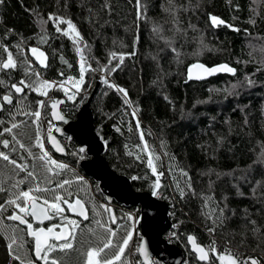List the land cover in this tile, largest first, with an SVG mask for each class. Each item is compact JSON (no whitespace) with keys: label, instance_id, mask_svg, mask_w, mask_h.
<instances>
[{"label":"trees","instance_id":"trees-1","mask_svg":"<svg viewBox=\"0 0 264 264\" xmlns=\"http://www.w3.org/2000/svg\"><path fill=\"white\" fill-rule=\"evenodd\" d=\"M141 2L144 6L143 16L137 19L136 0H5L0 5V62L7 56L2 52L3 47H8L15 56V46L22 45L23 52L18 64L25 56L31 60L29 49L38 47L47 55L50 67L41 69L31 61L45 79L62 80L64 77L59 75L61 71L65 76L78 79L80 53L77 52V45L56 32L51 22L44 23L50 13L71 19L76 25L83 37L79 47L92 69L108 65L113 52L118 57L124 54L123 63L110 74L104 71L87 72L83 88L90 86L89 93L77 95L76 102L68 100L62 90L50 91L49 97L64 100L60 112L73 120L91 95L89 109L94 132L105 145L104 160L111 170L129 178L134 191L150 193V185L155 180L146 164L148 156L142 151L144 141L150 150L161 156L160 161H156L158 170L164 172L161 178L163 195L159 199L164 203L166 200L169 202L166 204L167 208L171 207L169 220L177 225L172 244L184 253L185 263L204 264L198 262L189 251L187 236L191 234L204 246L215 239L242 257L261 256L264 264V164L254 163L264 146V0ZM104 4L110 6V11L102 7ZM210 14L223 20L226 26L212 27ZM253 20L255 23H252ZM61 27L65 28L66 25ZM154 27H159L161 32H154ZM233 28L239 31H233ZM167 40L172 41V47L179 55L168 46ZM133 52L134 55H128ZM61 57L67 64L62 62ZM118 62V58L111 61L112 65ZM194 63L208 67L228 64L237 71L236 75L218 73L204 81L190 82L187 81L186 72ZM101 72L109 77L111 83L128 90L131 105H125L122 96L114 89L95 82V77ZM248 76L255 81L251 87L246 84L245 78ZM22 78L24 72L21 68L0 71V80L4 81L0 85V97L10 91L11 83ZM232 85L237 87L233 89ZM44 98L28 91L27 101H22L16 107L4 106L6 110L0 112V120L5 121L4 126H8L11 113H16L17 109L27 104L34 110L35 101ZM41 111V117L50 122L49 109ZM133 111H137L136 117L131 115ZM137 119L141 124L139 130L136 128ZM30 120L31 117L23 114L16 115L18 123L29 121V126L20 130L25 134L20 138L26 144L31 143L28 137L35 132ZM141 131L144 141L140 139ZM41 134L46 141L42 121ZM59 140L65 149L64 156L53 154L47 142L46 148L54 159L67 162L74 171L52 177V180L74 179L78 174L86 178V182L93 183L83 175L78 167L80 159L73 155L81 147L69 137ZM32 150L39 151L35 148ZM21 154L26 156L19 150L11 155L18 157ZM81 155L86 157L85 153ZM138 156L140 159H137ZM10 169V165L0 161V182L3 186L14 191L10 188L11 184L25 179L20 187L26 189L29 178L19 173L10 179ZM180 169L187 171L191 177L196 196L188 193L184 199H180L175 185L179 182L184 188L187 180ZM132 176L141 179L132 180ZM88 183L83 186L74 183L72 188L83 192ZM93 186L87 200L80 196L90 209L93 204H106L94 183ZM253 188L256 189L255 196ZM241 192L243 195L238 194ZM209 196L213 199L209 207L204 208L201 197ZM8 198L9 193H0V203ZM217 203L227 205L228 218L212 236L206 228V225L211 226V222L205 220L202 211L211 212ZM109 206L118 217H126L130 209L138 213L136 206L129 209L115 203ZM89 216L90 219L83 221L77 230L73 249L52 254L60 264H83L85 256L82 253L96 245L97 238L89 229L102 231L95 224V219L100 217L94 216L91 211ZM69 217L80 219L73 215ZM103 218L107 220L106 213ZM250 220L256 222L260 233L251 231L253 226ZM54 223L48 221L41 226ZM123 223L130 225L126 220ZM4 224L13 225V222L5 220ZM13 226L17 227L18 243L21 242L19 238H23L24 246L18 252L21 259L35 260L31 238L25 231H20L24 226ZM110 226L114 229L118 227ZM8 232L7 227L0 231V264H19V261H12L8 256ZM123 233L124 229L121 228L117 238ZM125 260L127 264H142L137 254L130 259L126 252ZM35 264L43 262L35 261Z\"/></svg>","mask_w":264,"mask_h":264},{"label":"snow or ice","instance_id":"snow-or-ice-1","mask_svg":"<svg viewBox=\"0 0 264 264\" xmlns=\"http://www.w3.org/2000/svg\"><path fill=\"white\" fill-rule=\"evenodd\" d=\"M5 0H0V5H3ZM171 2V0H169ZM106 10L110 11V6L104 4L102 6ZM137 19H141L143 16L144 6L141 0H136ZM31 11V10H29ZM39 15V13H37ZM210 20L214 27L224 24L225 22L217 16L210 14ZM51 22L55 27V31L63 36L72 40L74 45H77V52L80 53V75L79 78L72 76H65V73L61 71L59 75L64 77L62 80H48L43 77V73L37 70L31 60L24 57L23 60L18 59L23 52L21 44L15 46L16 55L8 47H3L2 52L7 53L6 59L0 62V71H15L21 68L24 72V78L18 82L11 83L10 91L0 97V112L5 111V105L16 107L17 104L22 101H27L28 91L36 93L38 96L45 97V99L35 101L36 108L31 110L30 104H27L24 108L17 109L16 113H11V122L8 126L5 125L4 120H0V148L7 149L8 151L0 150V161L6 162L11 166L12 176L10 179L19 173H24L26 178H29L30 183L26 189H21V185L25 183V179L16 180L11 184L10 188L14 191H10L9 188L3 186L0 182V193H9V197L4 202L0 203V231L5 227L9 229L6 239L8 240L7 249L8 256L12 261H19V264H35V261H42L43 264H60L58 258L52 256L53 253L66 252L73 249V241L77 239V230L80 229L81 223L90 219L89 212L91 211L94 216L100 217L95 219V224L101 232H97L96 229H89L97 238L95 246L89 247L82 255L85 256L84 264H127L125 260L126 252H131L130 244L133 241L134 228L130 225L126 226L123 221H129L135 223V217L128 214L126 217H118L109 204H93L90 209L87 203L80 197L79 192L73 190V184L86 185L87 182L83 176L76 174L73 178H63L53 181L52 177H60L66 172L74 171L67 162H62L54 159L51 153L46 148V142L50 143L53 148L60 153H64L65 149L59 141L52 135V127L48 128L47 141L41 134V116L42 109L50 107L52 109V116L56 120L65 121L64 115L57 111L59 105L65 103L64 100H53L49 97V92L53 90H62L68 100L76 102V97L83 90L85 85V74L89 71H104L108 74L116 71L123 63L124 54L113 52L110 54L109 64L105 65L101 69H92L90 64L86 63L83 56L82 49L79 47L83 43V37L78 31L76 25L71 19H67L62 15L56 13H50L44 23ZM252 23H255L253 20ZM61 25H66L62 28ZM231 27V25H229ZM233 31H239L237 28H233ZM154 32L160 33L159 27H154ZM177 31H180L177 28ZM163 39V37H161ZM139 37H137V42ZM43 42V40L41 41ZM168 46L172 48L173 52L179 53L172 47V41H166ZM201 43L203 39L201 38ZM87 47V44H84ZM31 56L34 57L35 62L40 65L41 68L47 69L50 67L48 63V57L44 51H41L38 47H31L29 49ZM128 55H134L129 53ZM118 58V63L112 65L111 61ZM63 63L67 64V61L60 58ZM70 68L71 65L69 64ZM260 70V69H258ZM236 69L228 64H220L214 67L205 66L202 63H196L188 68L187 80L192 79H204L207 76L215 75L219 72H225L232 75H236ZM248 87L254 85L255 81L250 76L245 78ZM187 82V81H186ZM108 88L114 89L118 94L122 96L125 105H131L129 92L119 85L113 84L105 76L102 78ZM4 81L0 80V85H3ZM237 85H232L235 89ZM28 90V91H26ZM167 99V97H166ZM51 100L49 104L47 101ZM138 111V110H137ZM137 111H133L131 115L137 116ZM17 113L24 116L31 117L30 124L35 126V132L33 136L28 137L31 141L30 144H26L20 137L25 135L21 132V128L28 127L29 121H16ZM66 122V121H65ZM136 128L139 130L141 124L139 119L136 120ZM56 131H59L57 128ZM119 131V129H117ZM7 137V138H5ZM140 139L144 141V133L140 132ZM107 144V141H105ZM38 149V152H34L32 149ZM22 151L26 153V156L21 154L18 157L11 155ZM86 148L81 147L78 153H73L78 159H85L84 154ZM148 159L146 161L147 167L151 170L152 176L155 180L150 185V193L155 198H162L161 188L164 185L161 182V178L164 176V172L158 170V164L156 161H160L161 156L155 154L149 149L146 141H144L143 149ZM131 154V153H129ZM137 159H140L138 156ZM31 162V163H30ZM256 164H264V146H262L261 152L256 161ZM18 170V171H17ZM171 171V169H170ZM180 173L183 177L187 178L185 187L182 188L179 182L176 183L175 188L179 191L180 199H184L188 193L196 196L197 193L191 185V177L188 172L180 169ZM219 175V174H217ZM132 180L141 179L138 176H132ZM243 195V193H238ZM253 195H256V189L253 188ZM204 201V208L209 207L212 197H201ZM227 199V198H225ZM9 208L11 211L9 212ZM102 210V211H101ZM228 212L227 205L220 206L219 203L212 208L211 212H203L205 220L211 222V226H207V231L215 236L217 227L223 225L224 221L228 218L226 213ZM72 213L74 216L80 219H73L67 215ZM107 214V220L103 218L104 214ZM11 221L13 225H23L24 228L20 231H25L27 236L32 240V250L35 260L21 259L18 254L19 249L23 248V238L20 237V243H18L17 227L13 225H5L4 221ZM58 220L59 222L51 224L48 227H40L45 221ZM34 223L35 226L34 227ZM249 223L253 226L251 231L253 233H260L261 230L256 226V222L250 220ZM110 225H118L117 228H113ZM124 229L122 236L118 237L120 229ZM59 230V231H57ZM187 241L191 245L192 251L197 253V259L203 261L204 264H209V261L214 256L219 264H260V261L255 257L241 258V254L234 253L229 247H225L221 251L217 246L215 239L212 242L204 246L200 244L195 235H188ZM230 243V242H229ZM139 253L144 257L142 264H152L147 249L140 245L138 247Z\"/></svg>","mask_w":264,"mask_h":264},{"label":"water","instance_id":"water-1","mask_svg":"<svg viewBox=\"0 0 264 264\" xmlns=\"http://www.w3.org/2000/svg\"><path fill=\"white\" fill-rule=\"evenodd\" d=\"M210 25L214 27L211 23V20ZM219 26H226V24L224 23ZM28 56L38 68H41L40 65L35 62L34 57L31 56L30 51H28ZM188 68L186 72V78L188 74ZM219 73L229 74L225 72ZM217 74L207 76L204 79H192L187 81L200 82L210 77L216 76ZM90 98L91 95L79 108L73 120L65 117L66 122L56 120L51 114L52 109L48 107L49 119L53 125L52 135L57 139V141H59V137H69L78 147L86 148V157L85 159L79 161L78 167L84 176L95 182L96 188L104 198L106 204L115 203L123 208H130L133 206L138 207V228L141 233L139 246L143 245L147 249L150 260L151 258H155L161 263L165 264L185 263L184 253L178 247L167 243L163 237L172 226L171 221L166 215V203L156 199L148 192L134 191L131 187L129 178L124 175H119L111 170L104 160L103 156L105 153V145L94 132L93 118L89 109ZM61 105H59L57 111H60ZM57 128L59 131H56ZM47 145L52 153L56 156L61 157L65 155V151L64 153H60L57 152L50 143H47ZM69 214L73 215L72 213ZM46 222L48 221L46 220L44 223ZM188 247L189 251L194 254L196 260L198 262L204 263L203 261L197 259V253L192 251L191 245L189 243ZM137 256L142 263L144 257L139 253L138 250ZM215 263L219 264L217 260Z\"/></svg>","mask_w":264,"mask_h":264},{"label":"built area","instance_id":"built-area-1","mask_svg":"<svg viewBox=\"0 0 264 264\" xmlns=\"http://www.w3.org/2000/svg\"><path fill=\"white\" fill-rule=\"evenodd\" d=\"M105 76H107V75H105L103 72H101L98 76H96L95 77V82L97 83V84H104V83H102V78H104ZM107 78L109 79V77L107 76ZM110 80V79H109ZM105 85V84H104ZM85 91H83L81 94H83V95H87L88 93H89V90H90V86H88L86 89H84ZM49 128V127H48ZM47 131H48V129H47ZM161 199V198H160ZM163 201V200H162ZM167 205L169 204V202L166 200V202H165ZM130 214L131 215H135L133 212H130ZM171 207H168L167 208V212H166V215H167V217H168V219H169V217H171ZM177 227V225H173L172 224V226H171V228L164 234V237H165V240L167 241V243H169V244H172L173 242H172V237H173V235H174V229ZM137 228V229H136ZM136 231H137V233H136V236L134 237V239H133V241L131 242V249L136 253L137 252V250H138V247H139V244H140V239H141V233H140V231H139V229H138V227L136 226ZM212 242V241H211ZM211 242H209L207 245H209ZM207 245H205V246H207ZM216 246L221 250V251H223L224 250V248L226 247V246H224V245H222L221 243H217L216 244ZM252 257H255V258H257L259 261H260V264H263L262 263V257L261 256H256V255H253ZM241 258L242 259H245V258H247V257H242L241 256ZM152 264H155V263H160L157 259H155V258H152ZM210 262H211V264H216L215 263V257L213 256L212 258H211V260H210ZM161 264H164V263H161Z\"/></svg>","mask_w":264,"mask_h":264},{"label":"rangeland","instance_id":"rangeland-1","mask_svg":"<svg viewBox=\"0 0 264 264\" xmlns=\"http://www.w3.org/2000/svg\"><path fill=\"white\" fill-rule=\"evenodd\" d=\"M105 74V73H104ZM106 75V74H105ZM83 91H85L84 90V88H83V90L81 91V93L83 92ZM80 93V94H81ZM45 99V98H44ZM41 121H42V126H43V131H44V133L46 134L47 133V129H48V127H50L51 126V123L50 122H47L46 120H44L42 117H41ZM85 180L87 181V179L85 178ZM88 183V182H87ZM90 183V184H89ZM89 186H84V188H85V190H83V192H79V195L84 199V200H87L88 199V197H90L91 196V194H92V190H93V188H94V186H93V183L95 184V182H93V183H91L90 181H89ZM80 186H83V185H80ZM95 186H96V184H95ZM73 187V186H72ZM75 190L77 191V189H76V187H75ZM163 195V194H162ZM101 204V203H100ZM137 207V206H136ZM130 212H133L135 215H134V217L136 218L135 219V223L133 224L132 222H129L130 223V225H131V227L132 228H134V232H133V239H134V237L136 236V233H137V231H136V226L138 225V221H139V213H137L136 214V212H135V210L134 209H130L127 213L128 214H130ZM67 215L69 216L70 214L69 213H67ZM72 216V215H71ZM54 222L55 223H57V222H59L58 220H54ZM136 228V229H135ZM130 248H131V244H130ZM128 255H129V258L131 259L134 255H136V253L133 251V250H131V252H128ZM84 264V263H83ZM157 264H160V263H157ZM183 264H185V263H183ZM187 264V263H186Z\"/></svg>","mask_w":264,"mask_h":264},{"label":"flooded vegetation","instance_id":"flooded-vegetation-1","mask_svg":"<svg viewBox=\"0 0 264 264\" xmlns=\"http://www.w3.org/2000/svg\"><path fill=\"white\" fill-rule=\"evenodd\" d=\"M40 227H43V226H41V225H39ZM45 227H48V226H45Z\"/></svg>","mask_w":264,"mask_h":264}]
</instances>
